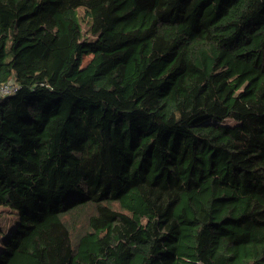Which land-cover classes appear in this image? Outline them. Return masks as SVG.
Listing matches in <instances>:
<instances>
[{
	"label": "trees",
	"instance_id": "1",
	"mask_svg": "<svg viewBox=\"0 0 264 264\" xmlns=\"http://www.w3.org/2000/svg\"><path fill=\"white\" fill-rule=\"evenodd\" d=\"M9 80L0 264H264V0H0Z\"/></svg>",
	"mask_w": 264,
	"mask_h": 264
},
{
	"label": "rangeland",
	"instance_id": "2",
	"mask_svg": "<svg viewBox=\"0 0 264 264\" xmlns=\"http://www.w3.org/2000/svg\"><path fill=\"white\" fill-rule=\"evenodd\" d=\"M225 123L233 125L237 122L232 118H227ZM20 218L21 216L16 209L7 205L0 206V224H2L3 228L5 229L7 233L6 235H8V233H10L17 226ZM1 245L2 244L0 243V247Z\"/></svg>",
	"mask_w": 264,
	"mask_h": 264
},
{
	"label": "built area",
	"instance_id": "3",
	"mask_svg": "<svg viewBox=\"0 0 264 264\" xmlns=\"http://www.w3.org/2000/svg\"><path fill=\"white\" fill-rule=\"evenodd\" d=\"M17 90L18 85L13 80L0 84V95H9Z\"/></svg>",
	"mask_w": 264,
	"mask_h": 264
}]
</instances>
